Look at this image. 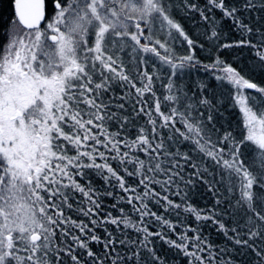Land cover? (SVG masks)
<instances>
[{"label":"snow or ice","instance_id":"snow-or-ice-1","mask_svg":"<svg viewBox=\"0 0 264 264\" xmlns=\"http://www.w3.org/2000/svg\"><path fill=\"white\" fill-rule=\"evenodd\" d=\"M52 7L47 18L46 0H13L12 27L0 45V264H167L153 240L187 264H236L233 249H218L203 236L200 222L208 221L234 247L251 251L253 264H264V86L220 58L221 49L249 48L264 68V25L253 27L240 15L264 10V0H52ZM174 11L199 16V47L210 63L195 56L197 42ZM225 20L241 39L221 42L228 35ZM180 38L189 52L177 57L170 45ZM129 48L143 66L135 73L140 86L125 71L121 54ZM153 57L166 76L147 71ZM197 68L231 86L232 107L242 120L239 137L216 127L217 105L204 95L207 85H197V96L179 82ZM128 100L132 111L125 115L120 101ZM141 116L144 123H134ZM185 169H191L187 176ZM90 173L103 179V190ZM196 183L213 192L211 208L189 202ZM106 197L114 198L112 209L126 201L128 211H103ZM182 214L196 225L185 224ZM173 215L175 222L167 218ZM109 225L122 226L120 237ZM93 243L102 245L100 252Z\"/></svg>","mask_w":264,"mask_h":264},{"label":"trees","instance_id":"trees-1","mask_svg":"<svg viewBox=\"0 0 264 264\" xmlns=\"http://www.w3.org/2000/svg\"><path fill=\"white\" fill-rule=\"evenodd\" d=\"M47 2V18H50L53 13V7H52V0H46ZM201 4L204 3V0H199ZM13 0H0V45H3L7 42V30L12 27L11 21L14 18V10H13ZM175 19L180 22L184 28V30L188 33L190 38H192L194 41L197 42V47L194 49V54L197 58H199L204 63H210V60L205 59L206 56H208L207 50H201L199 45L201 43H204L201 33L203 32V22L200 21V18L198 15L195 14H189L187 16L184 15L181 11H174L173 13ZM240 15L245 19L246 23L251 24L253 27H257L259 25H264V10H261L259 12L253 11V12H241ZM215 16L219 18L220 13L219 11L215 12ZM232 22L229 20H225L223 22V31L227 32L228 35L225 39H223L221 42L223 43H230L233 41H237L241 39L238 32H236L232 28ZM146 35V32H145ZM160 38L163 41V37H155ZM154 38V39H155ZM252 39L253 42H255V37H249ZM141 43H146L145 40H141ZM170 47L173 49L174 55L184 56L188 54L189 48L185 41H183L182 38L176 39L173 44L170 45ZM207 47V46H206ZM161 54H163V50H160ZM131 49H127L124 54L125 56H122V59L125 64V71L126 73L134 80L137 81V77L135 75L137 67H140L141 70L143 69V66H140L132 59V56L130 55ZM151 54H146L145 59H148ZM220 58L223 59L226 63L231 64L232 67L236 68L238 71L241 72L242 75H244L247 79L251 80L252 82L257 83L260 86H264V68L259 66V61L253 54V50L249 48H231V49H221L220 50ZM138 60V57H137ZM155 65V68L153 67ZM147 67V71L149 73H153L154 71L160 75H167V72L165 69L161 68L160 62L156 60L154 57L149 60ZM179 82L183 85H186L189 91V94L196 93L197 96H199V89L197 87L198 84H205L207 85L206 90L204 91V95L207 96L209 99L212 100L213 104L217 105V111L215 113V121H216V127L223 132L224 130L233 131L234 135H237L239 137V132L236 131V129L241 125V114L238 110V107H232V100L230 98V95L232 93L231 86L227 83L221 84L220 81H217L215 79V76L212 72L204 71L203 69L197 68L196 70H193L189 72L187 75L181 76L179 78ZM164 83H167V80H164ZM155 90L158 96H161L162 90L160 88V82L154 80ZM137 86L139 85V82L137 81ZM117 96L122 95L123 91L119 86L115 87L114 89ZM132 94H135V90H131ZM246 94L250 95H256L255 90H246ZM105 99H107V95L105 96ZM115 100V97H113ZM218 101H222L221 103H217ZM125 103V111L124 114L127 115L131 113L132 111V100L120 101ZM112 111H116V108L113 107L111 109ZM164 111H167V109H162ZM207 113H205V116ZM137 125L144 123V117L141 116L139 120L134 121ZM179 127V125H177ZM211 127V125H209ZM116 125L113 123L110 126L111 131H115ZM183 130V129H182ZM130 134L132 137L136 134V129L131 128ZM166 134V133H165ZM215 139V137H214ZM189 148L188 144H185L183 146L182 150H187ZM141 156L143 159L144 156L142 153H137ZM251 155V153H249ZM195 159V156H194ZM115 167V164L113 165ZM129 171H132V168H129ZM191 169H185V175L187 176L188 172H190ZM121 175H124L126 178V181L128 184L132 186H136L138 181L135 178H129L127 175L123 172H121ZM91 182L93 185L103 190L104 189V181L102 178H98L96 175L91 174L89 176ZM80 182L86 183L84 179H80ZM157 191H160V188L156 187ZM118 191V190H117ZM138 191L142 192L143 188L138 189ZM120 195H128L124 193H119ZM131 194V193H130ZM164 193H161L163 195ZM171 196V194L169 193ZM189 202L200 209H209L215 204V199L213 196V192L209 191L208 188L205 186L204 183H196L194 187H192L189 192ZM172 199L179 202V197H171ZM77 199H79V195H77ZM73 202L74 201H70ZM113 197H106L103 201L104 203V209L103 211H112V215L116 216L118 215V208L123 207L125 211H128L129 205L126 201H120L118 203L117 209H112L111 205L114 203ZM149 207L156 211L158 214L162 211L160 207L155 205L154 203H150ZM222 207L226 208L227 205H223ZM229 213L232 211L231 209H228ZM66 215L71 216L73 219H83V217L78 216L75 212H68L66 211ZM187 214H182L181 219L184 220V217ZM175 222L176 217L169 216L167 217ZM239 219V217H237ZM223 220L226 223V226H232L234 221L230 218L229 215H224ZM87 222V221H86ZM185 224L195 226L196 221L194 217H188L186 220H184ZM200 227L203 233V236L208 239V241L217 246L218 249L220 248H229L233 249L231 255L232 258L236 261V264H253V261L255 259L254 254L251 251H248L247 249H241L239 246H233V243L226 239L224 234L221 233L216 224H214L212 221L208 222H200ZM108 230L113 233L114 236L120 237V232L122 230V226L120 229H117L115 226H107ZM97 232L101 235H103L104 227H97ZM157 227L155 225L151 226V231H157ZM181 228L178 226L176 228V231L179 232ZM131 235H134V233L129 230ZM189 236H192V232H188ZM122 238V237H121ZM172 239H176L175 236H172ZM57 243H59V237H57ZM153 244L155 245L157 249V254L164 256L166 258L167 264H187V261L184 260L181 256H179L174 250L170 249L168 246H166L162 242H157L156 240H153ZM63 245H61L62 247ZM93 251L100 252L102 245H97L95 243L92 244ZM123 251L122 249H119ZM67 262V257L64 258Z\"/></svg>","mask_w":264,"mask_h":264},{"label":"rangeland","instance_id":"rangeland-1","mask_svg":"<svg viewBox=\"0 0 264 264\" xmlns=\"http://www.w3.org/2000/svg\"><path fill=\"white\" fill-rule=\"evenodd\" d=\"M142 27H143V25H142ZM146 35H147V32H146ZM132 43H134V42H132ZM122 56H125V54L123 53V54H121Z\"/></svg>","mask_w":264,"mask_h":264},{"label":"water","instance_id":"water-1","mask_svg":"<svg viewBox=\"0 0 264 264\" xmlns=\"http://www.w3.org/2000/svg\"><path fill=\"white\" fill-rule=\"evenodd\" d=\"M12 5H13V3H12ZM46 14H47V2H46Z\"/></svg>","mask_w":264,"mask_h":264}]
</instances>
